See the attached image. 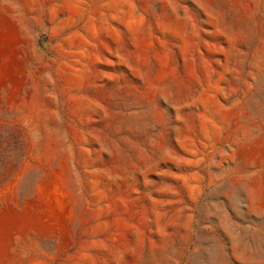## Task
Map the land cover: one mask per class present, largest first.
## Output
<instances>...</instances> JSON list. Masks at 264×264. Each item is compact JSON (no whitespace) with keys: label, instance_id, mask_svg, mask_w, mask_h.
Segmentation results:
<instances>
[{"label":"rangeland","instance_id":"374dc122","mask_svg":"<svg viewBox=\"0 0 264 264\" xmlns=\"http://www.w3.org/2000/svg\"><path fill=\"white\" fill-rule=\"evenodd\" d=\"M0 264H264V0H0Z\"/></svg>","mask_w":264,"mask_h":264}]
</instances>
